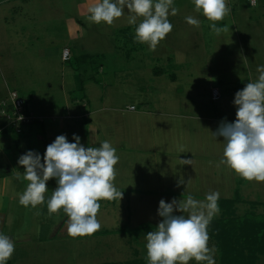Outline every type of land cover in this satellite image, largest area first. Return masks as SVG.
Returning <instances> with one entry per match:
<instances>
[{
  "label": "rangeland",
  "instance_id": "obj_1",
  "mask_svg": "<svg viewBox=\"0 0 264 264\" xmlns=\"http://www.w3.org/2000/svg\"><path fill=\"white\" fill-rule=\"evenodd\" d=\"M187 1L174 2L179 12L174 20L169 16V21L175 26L187 23L178 17L180 12L186 15L192 11ZM229 1L228 6L235 8V21L226 16L216 22L217 27L227 25L229 31L213 32L212 22L205 17L199 20L200 27L177 26L159 43L155 52L164 47L172 52H167L169 55L188 57L186 66L175 69L167 67L163 52H147L146 44L139 42L125 43L123 35L133 32L126 27L130 25L124 26L129 24L127 8L109 26L91 22L89 12L79 17L77 0H0V97L5 96L9 84L28 99L32 108L52 98L54 108L52 103L48 105L49 112L58 113L55 120L64 124L86 125V117L61 116L83 115L104 104L105 110L90 117L117 150L114 185L123 192L120 201H99L100 230L77 238L67 234L64 212L63 218L59 213L53 221L61 222L56 229L53 225L47 227L56 214L49 215L47 206L37 213V208L13 203L12 217L0 223V233L15 244L6 264H101L145 259V236L162 220L158 215L161 199L170 203L191 195L204 200L206 194L215 191L220 198H233L239 188L246 200L239 206L240 213L251 208L248 201L264 203V182L246 181L220 165L223 137L213 135L221 122H235L236 92L255 81L257 68L264 66V6L259 1L252 7L247 1L245 8L246 0ZM193 31L197 35L190 34ZM69 35L74 36L72 43L84 44L86 51H75L72 61H63V47L72 46L67 40ZM78 55L89 57L80 60L76 59ZM158 67L164 75L154 73ZM72 68L81 72L77 80L65 72ZM172 73L178 75L176 81L170 79ZM225 74L227 78L219 82V76ZM213 87L222 94L218 101L212 99ZM83 94L88 107L76 105L73 110L77 113L64 110L67 95L80 99ZM132 105L135 111L128 109ZM217 117L221 121L215 124ZM4 123L0 116V127ZM35 123L30 133L40 125L38 120ZM80 144L91 147L87 138H80ZM184 159H192V165H182ZM20 190L18 187L13 192L19 194ZM257 211L264 212V207L259 206ZM40 220L46 228L39 233ZM209 246L216 248L215 261L219 264L218 247L211 236ZM259 264H264V256Z\"/></svg>",
  "mask_w": 264,
  "mask_h": 264
},
{
  "label": "clouds",
  "instance_id": "obj_2",
  "mask_svg": "<svg viewBox=\"0 0 264 264\" xmlns=\"http://www.w3.org/2000/svg\"><path fill=\"white\" fill-rule=\"evenodd\" d=\"M192 2L195 11L212 22L213 32L229 31L227 25L221 28L216 24L230 13L227 0ZM250 3L252 7L256 6V0H250ZM125 8L130 13V25H137L138 18L140 20L135 27L136 42L147 44L150 51H155L172 31L169 16L179 12L174 0H98L88 8V19L111 26L124 15ZM185 19L189 25L198 27L200 24L192 16ZM257 71L258 78L235 94V122H221L213 133L216 138L223 137L224 142L219 164L250 182H264V66L258 67ZM73 139L74 143L65 135L57 136L46 147L43 162L40 154L31 150L19 157L18 164L24 168L23 180L28 181L19 195V203L26 208L44 204L47 182L55 178L57 187L47 200L48 213L52 215L62 209L67 216V234L77 238L92 236L99 231V201H120L123 192L114 185L115 165L119 162L116 148L109 141H103L99 147H84L75 134ZM180 151H185L183 146ZM181 163L192 165V159L181 160ZM20 178L18 172L17 179ZM219 198L220 193L215 191L206 194L204 200L194 199L191 195L173 199L170 203L161 199L158 215L162 220L145 236L148 264H189L192 260L197 264H216L217 250L209 246L208 226L220 213ZM14 251L13 240L0 233V264H6Z\"/></svg>",
  "mask_w": 264,
  "mask_h": 264
},
{
  "label": "crops",
  "instance_id": "obj_3",
  "mask_svg": "<svg viewBox=\"0 0 264 264\" xmlns=\"http://www.w3.org/2000/svg\"><path fill=\"white\" fill-rule=\"evenodd\" d=\"M247 1L249 2L250 0H246L245 1V8L247 7ZM262 3V5L264 6V0H256V5ZM98 0H93L91 3L88 0H77V5L79 8L78 11V16L79 17H84L82 14H84L85 12H88V8L91 7L94 3H97ZM174 2H178V0H174ZM189 3V7H190V13L188 12L186 15H184L183 12H180L179 14V18L183 19L187 16H193L194 18L200 20H205L206 18L203 16L202 13H198L195 11V6L192 2V0H188L187 4ZM230 1H227V4H229ZM236 4V3H234ZM251 4V3H250ZM193 6V8H192ZM230 13L227 15L228 17L231 18V20L235 21V8L230 7ZM241 13V12H238ZM171 16V15H170ZM176 16V15H175ZM76 17V16H72V19L75 20H79L81 18ZM174 20V17L171 16ZM178 18V19H179ZM170 19V18H169ZM139 23V22H138ZM137 23V25H138ZM173 25V30H177V26H182L184 24L189 25L188 23H179L177 26L174 25V22H170ZM125 25H130V24H124ZM137 25H130V26H126L127 28H132L133 32H129L127 34L123 35V40L125 41V43L128 41L132 44L137 43L135 40V27ZM202 25V22H200L199 26L200 27ZM195 28H198L197 26H192ZM120 31H122L124 33V28H121ZM190 34H195L197 35V31H193ZM81 34H79L80 36ZM249 36L248 34H246V37ZM68 42L72 45L71 47L68 45H65L63 47V49L65 48H71V52H72V56H75V51L78 50H85L86 51V46H84V44H81L79 42H77V44L75 45V43H72L74 41V36L73 35H69L67 37ZM124 43V44H125ZM144 44V43H143ZM145 47V46H144ZM147 47V52H152L149 50V46L146 44ZM173 47H177V44L173 42ZM174 49V48H173ZM179 49H175L174 51L176 52ZM63 51V50H62ZM157 51V48L156 50ZM153 52V53H157L158 52H163L161 53V57H163L166 61V65L167 67L171 68H180V67H184L186 66L185 64H187L188 62V57L187 59L183 57L180 58V55H175V54H170L171 51L166 50L164 47H162L161 50H158V52ZM84 52V51H83ZM169 52V54L167 53ZM172 53V52H171ZM160 56V55H159ZM77 57H80V55H78ZM63 60V59H62ZM172 62V63H169ZM159 68V67H158ZM162 69V68H160ZM66 73L70 74L74 79L77 80V77L79 76V71L75 70L74 68L69 69V70H65ZM165 73H162L161 75H164ZM228 76V74H225V76L220 75L219 76V82L221 81V79H226ZM170 79L173 81H176L178 79V75L176 73H172L170 76ZM226 77V78H224ZM78 82V81H77ZM8 87V85H7ZM6 87V90H7ZM214 88V87H213ZM7 93V91H5L3 94L5 95ZM35 96V95H34ZM36 97V96H35ZM40 98V97H39ZM48 99L45 104L44 102H42L41 104H37V108L36 106L34 108L31 107V109L33 110V112L35 113V115L37 117H43V121H40V125L36 126L32 132L30 133V127H28L22 134H18L16 135L13 132H8L5 129H3V125H1L0 127V223L4 224V222L7 221V219L11 218L12 216L10 215V210L12 207L13 203H18L19 204V194H22L23 191L25 190L28 181L23 180V171L24 168L23 166H20L18 164V159L20 156H22L23 154H26L28 151H34L35 153L40 154L42 161L43 162V156H44V151H46V147L53 143L54 140L56 139L57 136L59 135H65L67 137V140L69 142H73L75 141L73 139L74 134L76 136H78L79 138L85 139L87 138L89 140L90 146L91 147H99L101 145V143L103 141H107V138L104 134V132L102 131L101 127L93 122L91 120V114L95 113L98 114L100 113V110H105V106H104V102H102L103 106L100 108H97L96 110H92L89 111L87 110L86 113H84L83 115L81 114H74V115H60L61 117H67V118H77V119H84L86 117L87 120H89V123L86 122V125H80L75 123L72 124H64L63 122L58 123L55 119L57 118L58 113L53 112L51 109V111L53 112H49L48 109V105H50L52 103V106L54 108L53 105V100L52 98H46ZM85 102V95L83 94L81 96L80 99H78V97L76 98H72L69 95L66 96V101H65V105H64V110L66 111H70V113H73L75 110H73L74 108H77L76 105H81L83 108L88 107V105H84ZM46 105V106H45ZM45 106V107H44ZM43 108V110H42ZM128 109H130L128 107ZM131 110V109H130ZM135 109H133V111H135ZM77 113V112H74ZM84 116V117H83ZM185 116H193V114H184ZM201 117V116H200ZM198 118V116H197ZM205 119V117H204ZM210 119V118H209ZM208 119V120H209ZM47 120H50L48 122H50L48 125L45 124V122ZM138 120V119H136ZM216 123L218 124L219 121H221V118H216V120H214ZM79 123V121H77ZM36 124V123H35ZM34 125V124H32ZM31 125V126H32ZM36 132V133H35ZM39 146L38 149H34V147ZM89 147V146H87ZM21 173V178L17 179V173ZM15 176H16V181H15ZM18 187L21 188L19 194H15L14 192L17 191ZM57 187V180L55 178L50 179L47 182V188H48V192L45 194V203L42 205H38L36 208L37 213L39 212V210H45V206H47V200L51 197L52 191ZM239 190V188L235 189V193ZM14 191V192H13ZM40 208V209H39ZM60 218H63V211H60ZM59 213H56L54 216H52L51 218V223L49 224V226L47 227H51L53 225L54 228L57 229V227L60 226L61 222L58 221V223L53 222L54 219H56V217L59 215ZM49 214V213H48ZM61 221V220H60ZM12 223V222H11ZM44 222H42L40 220V224H39V233L41 232L42 228H46L45 225H43ZM48 233V232H47ZM17 237V236H16ZM15 237V238H16Z\"/></svg>",
  "mask_w": 264,
  "mask_h": 264
},
{
  "label": "trees",
  "instance_id": "obj_4",
  "mask_svg": "<svg viewBox=\"0 0 264 264\" xmlns=\"http://www.w3.org/2000/svg\"><path fill=\"white\" fill-rule=\"evenodd\" d=\"M86 56L89 57V55H82L76 59L82 60ZM73 58L74 56H71L67 61H72ZM154 73L161 75L165 71L157 68ZM10 89L18 91L8 84V91L5 96L0 97V102L7 97ZM18 93L24 97L19 91ZM0 116L3 118L1 114ZM5 130L14 132L11 128ZM245 202L239 190L233 198L218 200L220 213L211 221L208 233L217 244L219 264H259L261 257L264 256V212L257 211L259 206L264 207V203L248 201L251 208L240 213L239 206ZM145 259L134 258L123 263L113 261L101 264H148Z\"/></svg>",
  "mask_w": 264,
  "mask_h": 264
},
{
  "label": "built area",
  "instance_id": "obj_5",
  "mask_svg": "<svg viewBox=\"0 0 264 264\" xmlns=\"http://www.w3.org/2000/svg\"><path fill=\"white\" fill-rule=\"evenodd\" d=\"M71 56L72 53L68 47L63 49L62 59L64 61L69 60ZM221 95L222 94L218 88L215 87L212 89V99L214 101L220 100ZM28 103V99L20 96L17 90L10 89L7 97L0 102V114L5 121L3 129L11 128L16 134H22L37 120H40L39 117L35 115L31 107L28 106ZM9 106L10 108H8ZM129 108L133 110L136 107L132 105Z\"/></svg>",
  "mask_w": 264,
  "mask_h": 264
}]
</instances>
